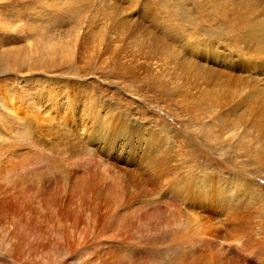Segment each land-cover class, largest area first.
I'll return each mask as SVG.
<instances>
[{
    "label": "rangeland",
    "instance_id": "rangeland-1",
    "mask_svg": "<svg viewBox=\"0 0 264 264\" xmlns=\"http://www.w3.org/2000/svg\"><path fill=\"white\" fill-rule=\"evenodd\" d=\"M204 1L0 0V54L10 52L0 62V167L11 154L8 148L31 163L22 170L32 174L18 206L5 208L0 197V218L10 209L42 218L54 184L42 191L39 183H67L74 172L94 180L101 205L119 194L110 240L84 243L82 251L66 247L57 230L55 239L45 228L35 236L33 228L2 219L0 264H104V258L94 256L100 246L124 264H264V208L256 211L257 203L252 201V207L242 199L245 185L264 198V142L245 137V132H255L257 117L247 115L248 102L243 101L248 89L264 86V54L248 52L254 70L242 64L233 69L213 65L233 77L223 91L207 78L209 63L190 68L182 61L195 43L215 40L235 54L247 46L227 40L230 20L215 15L214 0ZM49 3L53 6L46 10ZM49 39L68 45L64 64L27 68L30 54L44 58ZM49 97L60 100V107L49 106ZM62 131L68 137L66 153L51 143H59ZM76 159L80 163L71 164ZM20 161L14 157L0 170L1 190L16 177L9 166ZM176 185L183 192L177 197L172 192ZM122 192L135 199L123 203ZM248 212L249 232L242 228ZM130 226L136 230L126 240L121 234ZM155 234L163 236L153 238Z\"/></svg>",
    "mask_w": 264,
    "mask_h": 264
},
{
    "label": "bare ground",
    "instance_id": "bare-ground-1",
    "mask_svg": "<svg viewBox=\"0 0 264 264\" xmlns=\"http://www.w3.org/2000/svg\"><path fill=\"white\" fill-rule=\"evenodd\" d=\"M205 2H206V0L204 1V3ZM47 3H48V1H47ZM206 3H208V1ZM209 5H211V3H209ZM263 5H264V0H214L213 6H211V8L215 7V9L217 10L215 15H217V12H218L219 16H222V18L226 16L225 19L230 20V22H228L227 26L225 25L226 26L225 29L228 28V30H229V32H227V35L229 34L228 36L231 37V38H227V40L231 39L232 41H230V42H234V41L246 42L247 46L244 48L245 51L241 52L239 50L237 52V54H235L234 52H232L233 49H230L231 51L230 50L227 51L224 46L222 47V45L219 44L218 41L214 42L215 41L214 40L212 42L208 41L206 43H195V46L192 47L191 50H189V52H190L189 55L186 56V54H185L184 56H182L180 58L187 65H189V64L198 65L199 67H202V68H204V66L199 64L200 61H204V63L205 62L209 63V64H207V67H206L207 72H208L207 78H210L212 80L217 81L216 82L217 83L216 86L218 87L217 91L222 90V89L224 90L227 86V82L229 81V79L232 80L233 77L230 75V73H228L229 70L224 72L222 70H225V69H222V70L217 69V68H214L213 65L218 66L220 68L221 67H227L229 69H233L235 65L242 64V66L244 65L245 68L254 70V69H256L254 67L255 64L253 63V60L250 59L251 57L249 58L250 55L248 54V52L250 54L253 53V55H256V56H258V54H260V55L264 54V16H262V14H260V9L263 7ZM52 6L53 5H50V3H49V5H46V10H49V8H51ZM261 12H262V9H261ZM228 14H231V17H229ZM223 20H224V18H223ZM221 22H222V20H221ZM222 23L224 24V21ZM223 28H224V26H223ZM227 35H226V37H228ZM218 40H220V39H218ZM227 40H226V42L228 43ZM184 42H186V41H184ZM187 42H190L189 39ZM221 42H223V40ZM238 43H235V44H238ZM232 44H234V43H232ZM235 44H234V46H235ZM179 45L181 46V44H179ZM226 45H228V44H226ZM241 45L243 46L242 42H241ZM182 46H183V43H182ZM231 47L232 46H230V48ZM45 49L46 50L44 53V58H38V57H35L34 54H30L28 61L26 62V67L27 68H36L35 67L36 65H43V66H49V67H51V66H56V67L59 66L60 67V66H62V64H61L62 62L64 64L65 58H66V53L68 51V45L66 43H64L63 41L60 42V41H55L54 39H49L46 42ZM234 49H237V48H234ZM237 50H235V51H237ZM181 52H182V50H181ZM9 53H7L5 51L2 52L0 54V62H2V63L6 62V56ZM182 53H185V52H182ZM256 56H253V57H256ZM15 58H16V56H15ZM258 58L261 59V56ZM262 58L263 59L261 61L264 62V57H262ZM237 62H238V64H237ZM259 65H261V64H259ZM186 67H188V66H186ZM189 67H190V65H189ZM182 68H183V66H182ZM193 68H196V67H193ZM187 70H189V68ZM219 70H221V71H219ZM233 71H235V70H233ZM202 73H204V72H202ZM256 75H258V74H256ZM221 77H222V79H223V77H225V79L221 80ZM204 78H205L204 80H207L206 77H204ZM256 80H258V79H256ZM30 81L31 80L25 81V83L29 84ZM205 82L206 81H204V83ZM200 83L202 85L203 82H200ZM236 83H237V81H236ZM239 84H238V86H239ZM246 84H248V83H246ZM248 85L250 86L251 83ZM231 86L233 87L232 84H231ZM203 87H204V85H203ZM253 89L252 90L248 89V92L247 93L245 92V96L243 97L245 100H243V101L248 102V104H247V115H249L251 117L256 116L257 121L253 122V128L255 129V132L254 133H251L250 131L245 132V137H247V138L250 137L252 139L256 138L257 141H260L263 143L264 142V86H263V88H260V89H259V87L253 88ZM214 90H216V89H214ZM39 91H40V93H38V95L39 94L42 95L44 92L42 90H39ZM232 91H234V90H232ZM244 91H246V90H243V92L241 91L242 95H243ZM234 93L237 94L236 91ZM234 93L232 92V94H234ZM41 95H39V96H41ZM229 95H230V93H229ZM238 95H239V93H238ZM240 95H241V93H240ZM219 97H220V94H219ZM50 102L53 103V105H49V106H55L56 108L60 107V105H59L60 100L56 101L53 97H51ZM218 103H216V105H214V106H217ZM238 104H240V103H238ZM207 105H209V104H207ZM220 105H221V103H220ZM219 107H221V106H219ZM214 111L217 112L216 110H214ZM218 112H220V110H218ZM61 125H63L62 122H61ZM114 126L120 127V125H116V124H114ZM60 128H61V126H60ZM65 131L69 134V131L66 128H65ZM39 133H41V132H39ZM160 134H163V136L166 137L165 130H160ZM256 134H257V136H256ZM67 138H68L67 134L64 131H62V135L58 140V142L60 144L57 142L56 143L51 142L52 146H55V148H57L58 146L61 145L62 149H60V152L62 153L64 151H66L67 149H69V148H67L68 147ZM101 139H102V142H101V144H102L103 142L106 141V135L104 136V138H101ZM101 144H100V146H97L100 149L103 148V147H101ZM79 145H81V144H79ZM81 147H83V146L81 145ZM78 149L80 150L79 152L81 154L87 155L85 148L81 150L80 146H79ZM6 150L9 151L8 153H11V154L8 155L7 162L1 164V166H2V167H0L1 172H4L3 167H6L7 163H10L14 159V157H16L17 159H19L21 161L18 164L12 163L11 166H9L14 171V173L16 174V177H13L12 179H10L11 180L9 182L10 186H8L7 188H3V190L0 189V197L2 196L1 199H2V202L4 204L2 206H6L5 208H7V204H9L10 206L16 204L18 206V203H19L17 201L18 197L21 194L23 195V192H25L27 190V188L30 186L29 182L32 181L31 180L28 182L29 178H32V177H30V176H32V174L27 172L28 170H22L24 166L26 168H30L31 163H29L28 160L26 158H24V156H21L19 154H15L14 152H10L11 150H8V148ZM64 153H66V152H64ZM64 153H63V155H66ZM257 159L259 161H262V157L260 155L257 156ZM79 161H81V160L76 159L74 161L75 163L72 161L71 164L78 165L77 163H80ZM69 173H71V172H69ZM71 175L72 176L67 177V183H65V182L59 183L58 182V184H57V182H55L57 184L56 185L54 183V181H47L46 179H45L46 181L42 180L39 183L40 185L38 187H40V189L42 191L46 190L52 182L54 184V186H53L54 192L52 191L53 193H51L50 199L45 203L46 210L43 211L44 213H43V215H41L42 218H40V217L32 218V217L24 216V214L19 213V212H15V210L10 209L6 212V213H8L7 214L8 216H5V218H0V223H2V221H3L2 219H4L5 220L4 223L11 225V226H16L19 228L31 227L35 231L38 232L35 234V236H39L40 233H41V235H43L44 234V233H42L44 231L43 228H45V229H47V232L49 231V233H51L50 236L53 235V239H55L56 234H52V233L54 230H57V233H60V235H61V238L63 240V244L66 247H68L70 250L73 249V250L82 251L83 249L86 250L85 248H82L84 243L88 244V242H90V241L94 242V241L99 240V239L110 240L111 236H109V234H110L109 231L114 228L115 222L117 220V209L115 208V206H116V203L118 201L119 194H118V196L117 195H115V196L109 195V197H111L113 199H109L103 205H101L100 204L101 196L98 197L99 193L96 192V194L94 195V192H93V191H95V188L93 189V187H92V186H94V184H93L94 180L93 179H87V177L84 175H81V176H83L82 177L83 179H81V177H78L79 174L77 175L75 172H74V174L71 173ZM85 177L87 179L86 181L84 180ZM4 181H5V179H4ZM61 182H62V180H61ZM133 182H134V180L130 183H133ZM89 184H92V185L87 186ZM222 186L224 187L223 189L227 188V186H228L227 181H223ZM181 191H182V188L180 185H176L175 187H173V190H172L173 195H175V196L178 195V193L183 194V192H181ZM120 199L124 203V202H127L129 200L135 199V196L132 195L131 193H128V192H122L120 194ZM242 199L246 202V205H248V204L250 205L252 203V201L257 203L258 207H257L256 211L261 212V209L264 208V205H263L264 204V198L262 196H260L259 194H257V192L254 191L252 189V187L249 188L248 185L242 186ZM255 203H253V204H255ZM20 204H23V203H20ZM253 204H251L252 207H254ZM24 205H26V203H24ZM256 213H259V212H256ZM246 214H245V216L243 215V217H242V228H243V230L248 231V229L252 228V226H251L252 224L250 225V216H252L251 215L252 212H251V214H250V212H248ZM254 214H255V212H253V215ZM262 214H261V216H262ZM1 215H3V214H1ZM255 216H253V217H255ZM251 220H252V218H251ZM248 222H249V224H248ZM253 223L255 224V222H253ZM44 225H45V227H44ZM3 228L8 229V226L7 227L3 226ZM133 230H136V228L132 227V226H130L129 228L126 227L123 230L121 237H124L126 240H130L131 238H133V235H132ZM253 230L255 231V229H253ZM44 232H46V231H44ZM137 232L141 233L139 230H137ZM161 232H164V229H158V233H161ZM245 234H248V233H245ZM250 234H252V233H250ZM1 235H3V237H4L5 233L1 234ZM28 235H29V233H28ZM21 236H23V235H21ZM162 236H163L162 234H160V235L155 234L153 236V238L159 239ZM251 236L252 235L247 236V238L252 240ZM18 238H20V237H18ZM35 238H37V237H35ZM35 240H38V239H35ZM41 242H44V241H41ZM34 248H35V246H34ZM4 250H5L4 253H6L8 255V259L14 261L12 259V256H11V254H12L10 252L11 249L9 250V249H7V247H5ZM32 250H33V247H32ZM35 250H36V248L34 249V251ZM111 255H113V251H111L110 249L106 250L105 248H102V246H100V249L96 250L94 253L95 257L105 259L104 264H124L122 262V260L115 258L114 256H111ZM89 258H91V256ZM5 262L7 263V259L5 260ZM82 263H83V261H82ZM90 263H91V261H87V263H85V264H90Z\"/></svg>",
    "mask_w": 264,
    "mask_h": 264
}]
</instances>
